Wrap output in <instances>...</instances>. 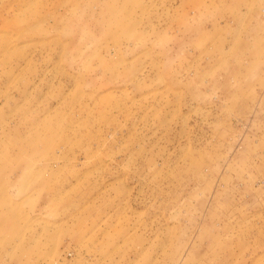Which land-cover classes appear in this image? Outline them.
I'll use <instances>...</instances> for the list:
<instances>
[{
    "label": "rangeland",
    "instance_id": "374dc122",
    "mask_svg": "<svg viewBox=\"0 0 264 264\" xmlns=\"http://www.w3.org/2000/svg\"><path fill=\"white\" fill-rule=\"evenodd\" d=\"M0 264H264V0H0Z\"/></svg>",
    "mask_w": 264,
    "mask_h": 264
}]
</instances>
